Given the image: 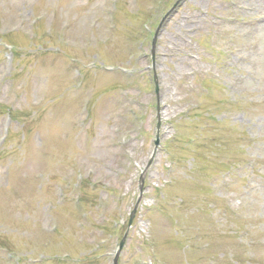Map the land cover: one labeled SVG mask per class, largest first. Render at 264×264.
Returning <instances> with one entry per match:
<instances>
[{
	"label": "rangeland",
	"instance_id": "374dc122",
	"mask_svg": "<svg viewBox=\"0 0 264 264\" xmlns=\"http://www.w3.org/2000/svg\"><path fill=\"white\" fill-rule=\"evenodd\" d=\"M260 15L0 0V264H264Z\"/></svg>",
	"mask_w": 264,
	"mask_h": 264
},
{
	"label": "bare ground",
	"instance_id": "6f19581e",
	"mask_svg": "<svg viewBox=\"0 0 264 264\" xmlns=\"http://www.w3.org/2000/svg\"><path fill=\"white\" fill-rule=\"evenodd\" d=\"M257 22H264V15H260L256 18Z\"/></svg>",
	"mask_w": 264,
	"mask_h": 264
},
{
	"label": "water",
	"instance_id": "95a60500",
	"mask_svg": "<svg viewBox=\"0 0 264 264\" xmlns=\"http://www.w3.org/2000/svg\"><path fill=\"white\" fill-rule=\"evenodd\" d=\"M131 221H132V219H131ZM124 242H125V238L123 239V241H122V243H121V246L124 244Z\"/></svg>",
	"mask_w": 264,
	"mask_h": 264
}]
</instances>
